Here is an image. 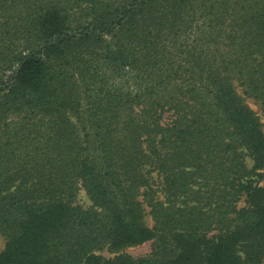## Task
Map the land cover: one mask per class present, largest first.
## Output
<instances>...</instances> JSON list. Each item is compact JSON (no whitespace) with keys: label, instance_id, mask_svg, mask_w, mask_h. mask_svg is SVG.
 <instances>
[{"label":"trees","instance_id":"16d2710c","mask_svg":"<svg viewBox=\"0 0 264 264\" xmlns=\"http://www.w3.org/2000/svg\"><path fill=\"white\" fill-rule=\"evenodd\" d=\"M246 97L264 0H0V264H264Z\"/></svg>","mask_w":264,"mask_h":264},{"label":"rangeland","instance_id":"374dc122","mask_svg":"<svg viewBox=\"0 0 264 264\" xmlns=\"http://www.w3.org/2000/svg\"><path fill=\"white\" fill-rule=\"evenodd\" d=\"M245 101H246L247 105L249 107H251L261 117V121L263 122V128H264V118L261 115V109H260L259 103L255 102L253 99L248 98V97H246ZM14 115L15 114H9V117L13 118ZM247 163L249 166H251L252 161L249 158H247ZM262 173H263V179L260 182H262L264 180V169L262 170ZM253 178H256V177H253ZM75 202L83 205V207L90 204V200L88 198V195L83 190H80V192L78 193V195L75 198ZM236 205H237V208H241V207L247 205L246 196L244 194L237 201ZM146 222L148 225L151 224L150 217L147 215H146ZM4 243H5L4 237L0 233V251L3 249ZM121 251H124V252H126L130 255H133V256H142V255H146L149 253L150 244L148 242H144L141 244H135V245L128 246V247L124 248V250H121ZM116 253L117 252H112V251L110 252L107 250H103L100 252V255H102L105 258H108V257H112Z\"/></svg>","mask_w":264,"mask_h":264}]
</instances>
